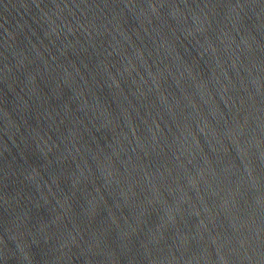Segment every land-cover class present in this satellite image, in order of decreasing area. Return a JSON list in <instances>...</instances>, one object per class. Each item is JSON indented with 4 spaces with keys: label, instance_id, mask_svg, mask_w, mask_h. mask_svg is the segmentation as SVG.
<instances>
[{
    "label": "water",
    "instance_id": "95a60500",
    "mask_svg": "<svg viewBox=\"0 0 264 264\" xmlns=\"http://www.w3.org/2000/svg\"><path fill=\"white\" fill-rule=\"evenodd\" d=\"M0 264H264V0H0Z\"/></svg>",
    "mask_w": 264,
    "mask_h": 264
}]
</instances>
